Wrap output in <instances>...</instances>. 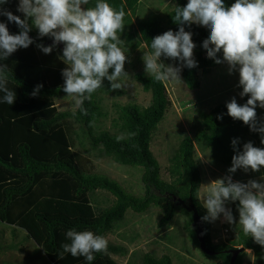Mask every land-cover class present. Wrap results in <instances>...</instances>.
<instances>
[{
    "label": "trees",
    "instance_id": "obj_1",
    "mask_svg": "<svg viewBox=\"0 0 264 264\" xmlns=\"http://www.w3.org/2000/svg\"><path fill=\"white\" fill-rule=\"evenodd\" d=\"M141 1L108 0L113 8L119 10L122 6L126 13L124 30L118 35L122 40L119 46L127 54L142 46L150 52L153 37L169 29L177 31L180 25L173 20L175 7H183L187 3V0H174L175 7L167 14V28L164 29L153 18L135 23ZM17 3L18 0H7L0 7L23 17L17 11ZM232 3L234 0H225L226 6ZM94 4L95 0H89V4L83 6L93 7ZM6 19L0 16V20ZM184 26L186 31L192 32L196 45L193 50H197L193 57L197 66L192 69L184 67L182 75L187 87L196 90L201 87L199 74H210L223 63L216 64L207 58L206 51L200 47L208 35L205 28L197 24ZM8 28L10 33L20 30L14 22L9 23ZM29 35L34 39L32 45L0 60V64L7 65V87L16 93L12 105L0 103V222L25 230L52 264H88L84 257H73L63 251L62 245L68 242L65 236L67 230H91L108 240L129 210L143 214L151 207H157L163 212L161 226L171 224L178 213L185 215L188 236L201 249L193 226V213L183 206L189 205L192 200L203 216L198 207L202 175L196 160V146L203 151L209 150L219 165L230 167L234 155L231 140L238 137V147L241 148L246 138H252L264 148L260 134L230 117L225 104L217 105L208 112L200 111V125L194 136L184 137L172 151L168 168L171 182H168L161 178L160 163L151 150L153 137L169 107L165 82L156 81L145 73H136L135 80L152 95L150 104L117 105L114 130L100 129V123L109 115L103 106L104 97L120 93L119 89L112 90L110 82L104 79L103 86L92 94V99L84 102L87 114L79 109L60 110L57 101L67 95L63 91L62 76V70L67 65L59 58L62 52L57 45L50 54L43 53L37 45L47 46L46 43L52 39L39 37L35 27ZM37 84L43 87L33 96L31 93ZM247 98L245 96L239 104L245 103ZM221 114L222 118H218ZM67 121L77 125L74 136L84 149L88 144L90 151L101 158L141 168L143 195L127 193L118 182L105 175L86 174L73 154L65 126ZM129 132L135 135L116 141L117 135ZM98 191L110 193L114 197L113 203L107 207L97 204L93 196ZM237 204L238 201L230 203L237 223H228L231 231L228 240L215 243L209 223L204 221L207 246L217 254L211 256L202 252L216 260L217 264H231L233 255L229 251L243 247L244 251L234 264H245L248 250L255 255L254 264H264V245L244 234L238 223ZM126 252L123 246L108 240L107 254L95 253L91 264H119L113 255H124ZM141 264H174V261L169 255L155 258L147 253Z\"/></svg>",
    "mask_w": 264,
    "mask_h": 264
},
{
    "label": "clouds",
    "instance_id": "obj_2",
    "mask_svg": "<svg viewBox=\"0 0 264 264\" xmlns=\"http://www.w3.org/2000/svg\"><path fill=\"white\" fill-rule=\"evenodd\" d=\"M6 2L0 0V5ZM88 4L89 0H18L17 11L23 17L0 7V16L7 18L0 20V60L32 45L34 39L29 32L33 27L39 37L52 39L50 45H37L45 54L63 42L59 57L67 65L62 70L63 91L83 114H87L84 102L92 99L104 79L110 82L112 90H117L125 86L124 78L129 77L124 68L127 55L119 46L122 40L118 35L125 26L124 8L117 10L108 0H95L93 7L83 6ZM173 20L180 25L177 31L169 29L151 39V51L142 57L145 73L159 82L180 81L182 67L197 66L192 32L186 31L184 25L204 27L208 35L200 47L206 51V57L216 64L226 63L229 74L238 72L237 86L242 89L239 96L248 97L243 104L235 97L226 102L227 114L242 121L250 131L258 132L264 144V120L258 121L256 113L257 107L264 109V0H234L230 6L225 5V0H187L185 6L175 7ZM13 22L20 29L18 33L9 31L8 24ZM162 56L180 64H165ZM42 87L37 84L31 95L35 96ZM0 93V103L15 102V91L7 87L6 64H0ZM132 135L135 133H121L115 139L120 142ZM238 144V137L231 140L234 155L228 175L208 183L199 197L206 209L201 220L213 223L222 216L229 224L237 223L227 205L238 201V223L244 234L264 245V174L260 182L246 183L234 182L231 175L238 169L245 173L259 171L264 166V148L251 141L243 143L242 148ZM65 236L68 242L62 245L63 251L84 257L88 264L95 259V253L108 252V240L91 230L71 228Z\"/></svg>",
    "mask_w": 264,
    "mask_h": 264
},
{
    "label": "rangeland",
    "instance_id": "obj_3",
    "mask_svg": "<svg viewBox=\"0 0 264 264\" xmlns=\"http://www.w3.org/2000/svg\"><path fill=\"white\" fill-rule=\"evenodd\" d=\"M174 7V0H142L134 21L138 23L153 18L166 29V16ZM145 52L149 51L145 46H142L134 53H126L127 59L124 68L129 77L124 78L125 86L119 89L120 93L104 97L103 106L109 115L106 120L100 123V129L114 130L113 122L117 119V105L148 106L150 104L151 93L145 92L143 86L134 78L136 73H145L142 59ZM196 53L197 50H193V56ZM160 59L165 64L173 66L180 64L179 61L171 58L166 59L162 56ZM183 69L184 67L180 73V81L165 82L169 107L151 142V150L161 166V178L168 182H171L168 168L172 151L184 137L194 136L200 125L199 112H208L220 104L226 105V102H229L233 97L238 103L244 100V97L239 96L242 89L237 86L239 74L235 71L229 74L226 63L213 69L210 74L200 73L201 87L196 90H190L185 84L182 75ZM57 103L62 111L77 109L74 106L73 98L67 95L59 98ZM256 113L258 119H264V109L257 107ZM65 126L71 139L73 154L86 174L105 175L118 182L127 193L136 196L143 195V171L141 168L123 166L110 158H101L95 152L90 151L88 144L87 149H84L74 136L77 125L72 121H67ZM248 141L259 147L257 141L252 138H246L243 143ZM196 160L202 175L198 207L205 215L206 209L203 208L199 197L202 196L208 183L228 175L229 167L216 163L211 152L203 151L198 145L196 146ZM262 174H264V166L259 171L247 173L238 169L231 175L234 182L246 183L249 180L260 182ZM93 199L104 207L111 205L114 201V197L105 191L96 192ZM227 207H230V203ZM162 215V210L157 207H151L143 214L129 210L125 219L118 223L115 230L108 236L111 243L123 246L127 251L124 255H113V258L119 264H141L144 255L149 253L155 258L169 255L173 258L174 264H217L216 260L204 255L202 250L191 241L186 230L187 217L185 215L178 213L171 224L161 226ZM227 225L228 223L222 216L215 222L209 223V231L215 243H221L230 238V229H228V233H225ZM247 253L245 264L255 263L253 251L248 250ZM0 264L52 263L25 230L0 222Z\"/></svg>",
    "mask_w": 264,
    "mask_h": 264
},
{
    "label": "water",
    "instance_id": "obj_4",
    "mask_svg": "<svg viewBox=\"0 0 264 264\" xmlns=\"http://www.w3.org/2000/svg\"><path fill=\"white\" fill-rule=\"evenodd\" d=\"M50 44H52V40L46 43V45H50ZM63 46H64L63 45V42H61V43L58 44V47L61 50V52H62ZM183 206L189 212H192L193 213V226L195 227V231H196V234H197V238H198V240L200 242L201 250L204 253L208 254V255H211V256L216 255L217 252L211 250L207 246L206 237H205V231H204L205 222L201 220V215H200L197 207L193 203V201L191 200L189 205L184 204ZM243 251H244V248L243 247H240V248H238L236 250H230L229 251L233 255L232 258H231V264H234L235 263V261L237 260V257L239 256V254H241Z\"/></svg>",
    "mask_w": 264,
    "mask_h": 264
},
{
    "label": "built area",
    "instance_id": "obj_5",
    "mask_svg": "<svg viewBox=\"0 0 264 264\" xmlns=\"http://www.w3.org/2000/svg\"><path fill=\"white\" fill-rule=\"evenodd\" d=\"M228 232H229V230H228V228H226V229H225V233H228ZM225 241H226V240H225ZM253 264H254V263H253Z\"/></svg>",
    "mask_w": 264,
    "mask_h": 264
}]
</instances>
